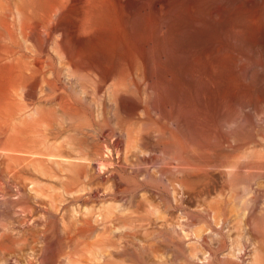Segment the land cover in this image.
I'll use <instances>...</instances> for the list:
<instances>
[{
  "label": "rangeland",
  "instance_id": "rangeland-1",
  "mask_svg": "<svg viewBox=\"0 0 264 264\" xmlns=\"http://www.w3.org/2000/svg\"><path fill=\"white\" fill-rule=\"evenodd\" d=\"M14 3L33 34L0 26V236H17L0 264H264V46L242 52L228 83L193 71L165 32L176 58L157 61L175 95L153 110L139 62L111 76L132 31L90 43L68 27L73 54H97L59 73L62 33L39 0H0V25Z\"/></svg>",
  "mask_w": 264,
  "mask_h": 264
},
{
  "label": "bare ground",
  "instance_id": "bare-ground-1",
  "mask_svg": "<svg viewBox=\"0 0 264 264\" xmlns=\"http://www.w3.org/2000/svg\"><path fill=\"white\" fill-rule=\"evenodd\" d=\"M16 4L8 6V12H6L8 21L0 25L6 35H11L13 30V28L11 30V26L16 27L17 25L24 32L26 30L31 32V27L23 22L22 9L20 10ZM262 5H264V0H39L38 11L43 23L48 26L50 32L59 30L62 33L59 53L56 52V57H53L54 68L59 73H62L63 66L76 69L83 65H92L91 62H94V57L90 62L87 60L89 56L86 52L84 56L79 55V53L73 54L70 41L65 33L68 27L73 26L78 31L79 41L84 40L83 42L90 43L96 41V35L98 36V33H101L102 30L108 32V28H111L110 33L118 29L119 24L132 31L139 48L136 49L138 45L135 43V48L132 47L126 50L124 56L111 67V76L118 75L121 68L139 62L147 76V84L151 92V107L153 110H164L175 95V89L173 85H170L171 82L166 81L167 79L164 80L162 76V70L165 67L163 68L157 61L158 56L161 54H164L161 59L164 58L168 64L175 61L176 57L165 54L164 51L168 39L176 37L179 39H177L178 43H187L186 48L184 47L180 54L182 58H186L188 54L190 55V64L193 66V71H201L206 78H208V75L226 76L229 79V81L227 80L228 83L234 82L236 70L245 71L244 67H239L242 52H250L260 45L264 46V13H261L262 8H260ZM99 11L103 13L99 14ZM165 32L169 33L167 40H164ZM123 37L126 38V36ZM121 41L123 42V40ZM117 43L119 45V42ZM112 45H115L114 42ZM112 45L111 48L114 50ZM170 48L172 47L170 46ZM90 50L93 51L89 53L90 57H92L91 54H94V56L97 54L96 51ZM177 54L179 56V50ZM114 57L116 59L115 52ZM212 60L213 62H210ZM155 74H158L159 78H156ZM165 76H168V74H165ZM172 78L169 76V79ZM196 84L198 87L203 88L206 83ZM177 109L176 115L178 117H189V114L181 106ZM190 115L192 116L193 113H190ZM244 124L241 125V128L244 127ZM11 152H14V150H11ZM11 152L8 151L7 156L11 157ZM211 213L214 212L209 211L205 213V216L190 213L189 218L192 222L195 218L203 217V219H207ZM1 229L3 230L0 236V260H2L3 251L7 247V244L3 242V238L7 237L8 240L17 237L6 226ZM174 233L180 238H184L176 231ZM237 250L239 252L241 249Z\"/></svg>",
  "mask_w": 264,
  "mask_h": 264
}]
</instances>
